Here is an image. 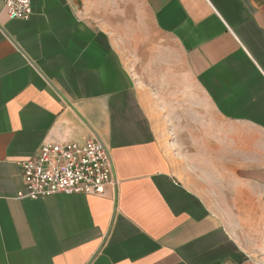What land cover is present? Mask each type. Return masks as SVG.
I'll list each match as a JSON object with an SVG mask.
<instances>
[{
  "label": "crops",
  "instance_id": "1",
  "mask_svg": "<svg viewBox=\"0 0 264 264\" xmlns=\"http://www.w3.org/2000/svg\"><path fill=\"white\" fill-rule=\"evenodd\" d=\"M31 1L0 0V264H264V0ZM92 139L104 195L18 199Z\"/></svg>",
  "mask_w": 264,
  "mask_h": 264
},
{
  "label": "built area",
  "instance_id": "2",
  "mask_svg": "<svg viewBox=\"0 0 264 264\" xmlns=\"http://www.w3.org/2000/svg\"><path fill=\"white\" fill-rule=\"evenodd\" d=\"M4 9L11 20L27 21L33 14L31 0H5ZM19 165L24 183L19 200L60 194L102 196L114 183L109 153L97 139L83 144H45Z\"/></svg>",
  "mask_w": 264,
  "mask_h": 264
},
{
  "label": "water",
  "instance_id": "3",
  "mask_svg": "<svg viewBox=\"0 0 264 264\" xmlns=\"http://www.w3.org/2000/svg\"><path fill=\"white\" fill-rule=\"evenodd\" d=\"M98 140V139H97Z\"/></svg>",
  "mask_w": 264,
  "mask_h": 264
}]
</instances>
